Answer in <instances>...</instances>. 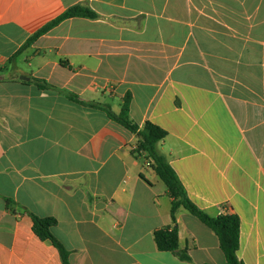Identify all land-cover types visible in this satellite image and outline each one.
<instances>
[{
  "label": "crops",
  "instance_id": "0c3cea01",
  "mask_svg": "<svg viewBox=\"0 0 264 264\" xmlns=\"http://www.w3.org/2000/svg\"><path fill=\"white\" fill-rule=\"evenodd\" d=\"M77 5L97 19H68L12 59ZM129 92L131 120L168 133L159 149L191 201L236 214L240 260L264 264V0H0V264H64L30 214L58 221L70 264H226L185 209L190 261L157 248L168 189L134 155L139 137L88 105L118 114Z\"/></svg>",
  "mask_w": 264,
  "mask_h": 264
},
{
  "label": "trees",
  "instance_id": "16d2710c",
  "mask_svg": "<svg viewBox=\"0 0 264 264\" xmlns=\"http://www.w3.org/2000/svg\"><path fill=\"white\" fill-rule=\"evenodd\" d=\"M97 17L98 14L88 6H74L33 34L24 46L16 54H14L12 59L20 55L22 51L35 43L40 37L47 34L68 19H97ZM40 87L44 89L47 88L46 85ZM69 98L75 102L85 104L77 96L69 95ZM131 103L132 94L129 92L124 96L121 111L118 114L114 113L110 106L98 103H89L88 105L89 107L105 111L111 120L120 124L139 137V144L133 152L134 155L137 157L144 156L145 159H150L152 161L151 168L168 189V196L171 199L172 225L158 229L154 232V239L157 248L162 252L175 253L182 260L190 261V257L186 252H178L179 230L176 216L180 209H185L208 226L218 236L221 249L226 258V264H245L238 256L240 248V218L236 214L228 212L216 217L211 216L191 201L185 187L175 170L170 165L166 155L159 149V144L166 139L168 133L161 127L149 121H147L143 126L134 123L130 118ZM7 202L8 206L15 209L14 206L16 204L14 202L10 200ZM30 216L33 220L34 233L41 240L50 241L60 252L64 264H70V253L52 233V228L58 224V221L52 217L41 218L33 214H30Z\"/></svg>",
  "mask_w": 264,
  "mask_h": 264
},
{
  "label": "water",
  "instance_id": "95a60500",
  "mask_svg": "<svg viewBox=\"0 0 264 264\" xmlns=\"http://www.w3.org/2000/svg\"><path fill=\"white\" fill-rule=\"evenodd\" d=\"M21 79H23V80H28V78H25V77H22Z\"/></svg>",
  "mask_w": 264,
  "mask_h": 264
}]
</instances>
